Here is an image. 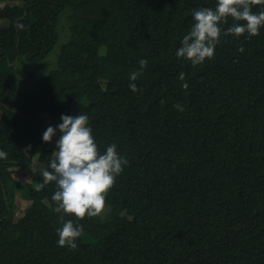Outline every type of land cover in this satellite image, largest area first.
<instances>
[{"label":"trees","instance_id":"16d2710c","mask_svg":"<svg viewBox=\"0 0 264 264\" xmlns=\"http://www.w3.org/2000/svg\"><path fill=\"white\" fill-rule=\"evenodd\" d=\"M13 1L0 0V264H264V26L250 37L222 34L213 57L192 66L175 49L191 12L215 0ZM62 20L69 38L56 69L19 90L13 63L43 60ZM140 58L133 93L128 76ZM80 112L99 150L115 143L128 163L102 218L63 217L82 225L68 249L56 245L53 184L27 192L12 170L35 156L47 168L41 114ZM17 192L32 205L14 221Z\"/></svg>","mask_w":264,"mask_h":264},{"label":"clouds","instance_id":"9594fccd","mask_svg":"<svg viewBox=\"0 0 264 264\" xmlns=\"http://www.w3.org/2000/svg\"><path fill=\"white\" fill-rule=\"evenodd\" d=\"M252 4L264 5V0H215V7H203L191 12V24L182 36L174 56L183 59L192 66L210 60L221 35L239 37L242 34L255 36L259 28L264 26V8L258 12L251 10ZM231 18L232 23L223 28ZM17 29L24 25L17 23ZM238 51H243L239 48ZM146 58L137 61L138 68L128 76V89L138 91L136 83L138 74L144 69ZM183 80V73L179 74ZM182 87L186 88L187 83ZM183 111L179 104L173 105ZM55 128L49 125L41 134L42 142H49L59 133L55 140L54 150L47 168L39 173L41 180L37 182V190L52 183L51 210L60 214L61 226L55 229L56 245L73 249L77 246V238L81 235L82 225L73 224L72 219H63L65 215L74 218L96 216L105 206L108 190L123 171L128 161L117 151L115 143H108L100 151L92 134L89 117L86 113L72 116L61 114ZM7 153L0 150V160Z\"/></svg>","mask_w":264,"mask_h":264},{"label":"rangeland","instance_id":"374dc122","mask_svg":"<svg viewBox=\"0 0 264 264\" xmlns=\"http://www.w3.org/2000/svg\"><path fill=\"white\" fill-rule=\"evenodd\" d=\"M9 5L14 4L13 0H8ZM6 22H0V25H5ZM92 33L91 37H98L100 34V26L97 23L91 26ZM59 38L56 45L53 47L52 51L40 62L36 64L28 63L24 59L15 60L14 70L16 73V83L19 90L29 89L33 84L40 78L47 75L50 71L56 69L57 57L61 47L68 41L69 31H67V26L64 20H62L61 25L58 29ZM100 54H103L104 49H99ZM80 103L86 105V99H81ZM40 130L43 132L49 125L55 128L56 124L60 121L59 119L51 118L48 114H41L39 116ZM59 133L54 135L49 141L50 147L54 150L55 140L57 139ZM43 166L37 161L35 156L32 160V164L25 168H14L13 178L20 183V185L30 193H33L36 189V174L39 170H42ZM32 205V201L26 199L21 193L17 192L14 196L13 206L15 217L14 221L18 220L24 213V211ZM108 212L107 208H103L97 215L103 217Z\"/></svg>","mask_w":264,"mask_h":264},{"label":"water","instance_id":"95a60500","mask_svg":"<svg viewBox=\"0 0 264 264\" xmlns=\"http://www.w3.org/2000/svg\"><path fill=\"white\" fill-rule=\"evenodd\" d=\"M37 130H39L38 126H37Z\"/></svg>","mask_w":264,"mask_h":264}]
</instances>
